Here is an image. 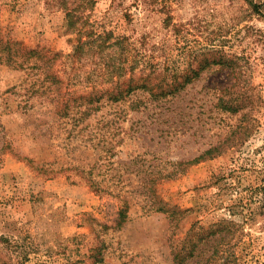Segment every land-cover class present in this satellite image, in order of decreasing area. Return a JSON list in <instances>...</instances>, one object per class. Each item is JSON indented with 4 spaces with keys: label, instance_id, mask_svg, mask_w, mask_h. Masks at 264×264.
Instances as JSON below:
<instances>
[{
    "label": "rangeland",
    "instance_id": "1",
    "mask_svg": "<svg viewBox=\"0 0 264 264\" xmlns=\"http://www.w3.org/2000/svg\"><path fill=\"white\" fill-rule=\"evenodd\" d=\"M95 1L136 73L193 82L62 117L7 41L58 53L71 98L100 60L69 78L63 0H0V264H264V0Z\"/></svg>",
    "mask_w": 264,
    "mask_h": 264
},
{
    "label": "trees",
    "instance_id": "2",
    "mask_svg": "<svg viewBox=\"0 0 264 264\" xmlns=\"http://www.w3.org/2000/svg\"><path fill=\"white\" fill-rule=\"evenodd\" d=\"M62 4L66 13L67 31L74 36L73 52L69 56L72 64L69 78L71 79V74L76 75L78 71L84 70L85 64L82 62L86 58L92 57L100 60V63L93 65L96 66L95 71L98 73V84L103 85H96L91 90L78 91L76 96L71 94L73 96L71 98L67 92L61 93L64 85V76L60 75L59 70H57L58 65L55 64L59 56L58 53L48 51L47 57H45L42 51L37 49L24 52L23 54L25 55H22L21 44L14 41H7L6 43L8 52H11L12 45H14L19 50V53L16 51L15 55L24 58L23 61L18 63L21 70H27L26 68L36 70L35 76L37 78L33 77L34 86L38 84L35 96L44 101L42 104L48 102L53 105L54 111L60 116L76 117L77 115L79 116L77 122L84 123L101 111L105 105L125 101L138 91L148 92L151 97L161 101L175 98L187 85L193 82L189 75L181 80H168L165 78L157 80V78H153L150 75L136 73V67L129 60L131 49L124 46L125 39L115 37L113 32L103 31L98 33L94 23L91 22L89 13L96 4L95 0H63ZM119 51H125L123 53L124 59L119 57L118 61H116L114 55L118 54ZM8 60H13V63L18 62L12 56H9ZM25 61H31L33 66L24 67ZM80 63L83 65L79 66L78 64ZM44 74H47L45 78L39 77ZM88 74L91 75L92 73L88 72ZM49 78L52 81V85L47 88L45 83ZM52 86H56V88L53 89ZM50 90L53 91L54 95L50 96L51 93H49L47 96L46 93ZM238 109L231 107L233 112H238ZM122 215L123 213H121ZM123 218L125 219L124 216Z\"/></svg>",
    "mask_w": 264,
    "mask_h": 264
}]
</instances>
